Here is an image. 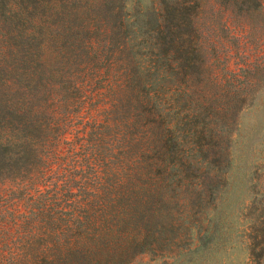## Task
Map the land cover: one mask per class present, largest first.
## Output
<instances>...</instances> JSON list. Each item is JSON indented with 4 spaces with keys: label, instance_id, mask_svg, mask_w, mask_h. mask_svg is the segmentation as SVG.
Listing matches in <instances>:
<instances>
[{
    "label": "trees",
    "instance_id": "obj_1",
    "mask_svg": "<svg viewBox=\"0 0 264 264\" xmlns=\"http://www.w3.org/2000/svg\"><path fill=\"white\" fill-rule=\"evenodd\" d=\"M152 2L142 67L124 0H0V264H131L212 198L264 0Z\"/></svg>",
    "mask_w": 264,
    "mask_h": 264
},
{
    "label": "rangeland",
    "instance_id": "obj_2",
    "mask_svg": "<svg viewBox=\"0 0 264 264\" xmlns=\"http://www.w3.org/2000/svg\"><path fill=\"white\" fill-rule=\"evenodd\" d=\"M152 9V0H124L131 49L142 67L145 60L137 54L147 51L143 25L155 20ZM220 35L228 40L226 31ZM167 85L163 82L162 88ZM229 135L225 174L206 180L216 186L212 198L185 213L192 218L170 235L159 254L146 252L131 264H264V85L239 112ZM207 171L214 173L211 168ZM190 194L187 201L194 208L200 199ZM254 248L262 253L258 261H252Z\"/></svg>",
    "mask_w": 264,
    "mask_h": 264
}]
</instances>
